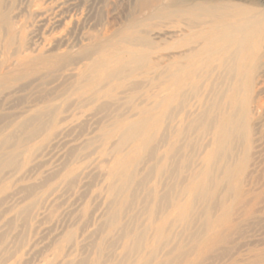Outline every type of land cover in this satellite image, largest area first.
Instances as JSON below:
<instances>
[{
  "label": "rangeland",
  "instance_id": "1",
  "mask_svg": "<svg viewBox=\"0 0 264 264\" xmlns=\"http://www.w3.org/2000/svg\"><path fill=\"white\" fill-rule=\"evenodd\" d=\"M192 1L0 0V264L137 263L139 256L125 248L133 243L126 233L152 242L150 207L161 211L177 199L182 185L203 166L204 150L196 145L195 131L192 159L179 152L170 168L176 190L160 186L155 200L150 195L159 175L147 164L162 146L139 155L132 154L134 143L118 150L123 129L143 117L154 120L166 114L172 129L180 130L179 114L204 112L206 82L192 89L185 105L172 99V52L181 38L175 28L179 20L169 12ZM237 2L262 14L264 39V0ZM256 69L263 71L264 99V57ZM206 71L200 68L197 75ZM262 115L251 127L249 150L252 158L258 145L262 163L250 175L254 160L244 164L249 152L239 148L234 178L220 184L209 201L213 219L234 212L232 226L221 229L218 243L206 250L193 247L206 230L202 215L191 227L184 222L171 227L175 237L166 249L184 242L191 264H264ZM134 158L132 200L146 201L132 202L120 213L121 225L112 228L116 204L111 187ZM239 192L244 195L240 207ZM193 197L187 193L181 200ZM196 204L200 214L204 205ZM173 215L176 221L179 213Z\"/></svg>",
  "mask_w": 264,
  "mask_h": 264
},
{
  "label": "bare ground",
  "instance_id": "2",
  "mask_svg": "<svg viewBox=\"0 0 264 264\" xmlns=\"http://www.w3.org/2000/svg\"><path fill=\"white\" fill-rule=\"evenodd\" d=\"M251 9L238 3L237 0H195L182 2L169 12L179 20L175 28L179 33L177 36L181 38L177 46L173 45L172 99H179L181 106L185 105L190 92H193L192 89L197 91L200 85L206 82L204 112L196 117L192 114H179L176 124L179 128L184 127L180 130L172 129V124L169 125L166 121V114H157L158 118L154 120L143 117L123 129L119 135L118 150L134 143L132 154L139 155L147 148L151 150L155 145L162 146L160 153L152 152L151 163L147 164L148 169L154 166L159 175L150 195L155 200L159 198L160 186H164L166 191L176 190L170 168L179 152L185 154L187 161L192 159L193 155L190 151H192L195 131L199 135L196 145H200L204 150L201 157L203 166L196 169L190 181L182 185L183 187L177 192L180 198L175 196L177 199L173 198L161 211L155 208L156 205L150 207V225L154 231L153 243L147 236L136 235L131 231L126 233L129 241L133 243L131 246L126 245L125 248L128 253L139 256L137 263L133 264H191V259L187 258V247L184 242L179 247L177 245V249L170 248L171 246L170 249H166L172 239L171 236L175 237L170 231L174 222V224L184 222L187 227H191L197 216L202 215L205 221L201 222L204 223L202 224L206 230L193 247L196 249L203 247V250L218 243V237L223 231L221 229L233 224L234 212L213 219V206H209L212 204L209 201H214L216 198V190L220 184L234 178L238 164L235 163L236 156H239L241 150L242 152L251 150L253 145L250 140L251 127L260 121L264 114V99L261 97L263 71L256 73L257 64L264 57V39L260 38V31H263V17L254 10L251 12ZM200 68L207 70L202 76L203 79L197 75V70ZM189 86L192 87L191 90L186 91ZM172 115L174 119L176 116ZM199 123L201 124L197 129L196 125ZM168 131L169 135L166 134ZM106 134L111 136L113 132L108 130ZM257 148L258 145L252 158L249 152L244 161L245 164L250 159L254 160L251 163L253 168L251 172L249 171L250 175L263 161L258 155ZM136 165L137 161L134 158L115 176L117 185L111 187V194L116 204L110 218L112 228L121 225L120 213L131 206L132 202L142 204L146 201L141 203L142 199L132 200L137 181ZM187 193H192L194 197L191 201L183 202L181 196ZM196 201L204 205L200 214L197 213L199 211ZM243 201L244 195L239 192L238 207ZM221 207L224 213L227 209L225 201L222 202ZM175 210L179 215L176 221H172L171 217L174 216ZM158 212L161 214L160 217L156 216L159 222L155 218ZM208 230L214 231V234L207 235ZM143 249H146V252H143ZM162 253L165 254L160 258Z\"/></svg>",
  "mask_w": 264,
  "mask_h": 264
}]
</instances>
